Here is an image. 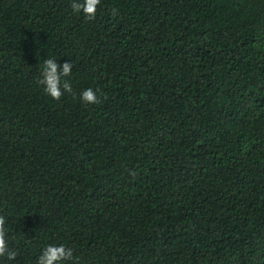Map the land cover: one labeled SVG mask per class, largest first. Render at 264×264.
<instances>
[{"label": "trees", "instance_id": "16d2710c", "mask_svg": "<svg viewBox=\"0 0 264 264\" xmlns=\"http://www.w3.org/2000/svg\"><path fill=\"white\" fill-rule=\"evenodd\" d=\"M71 2L0 0V264H264V0Z\"/></svg>", "mask_w": 264, "mask_h": 264}, {"label": "clouds", "instance_id": "9594fccd", "mask_svg": "<svg viewBox=\"0 0 264 264\" xmlns=\"http://www.w3.org/2000/svg\"><path fill=\"white\" fill-rule=\"evenodd\" d=\"M101 0H72L71 8L76 13H83L88 19H94L97 13V8ZM118 10L113 9V15H116ZM41 78L38 84L44 86V91L47 95L55 100L60 98L65 93H72L71 83L65 79L68 77L73 68L72 62L65 61L63 65L57 63L54 58L45 59L41 66ZM81 99L87 104H97L100 102L97 92L88 88L82 91ZM6 218L0 215V257L7 256L9 260L16 258V252L9 249L6 239L7 228ZM73 250L61 244L48 245L39 256L37 264H61L62 261L73 259Z\"/></svg>", "mask_w": 264, "mask_h": 264}]
</instances>
